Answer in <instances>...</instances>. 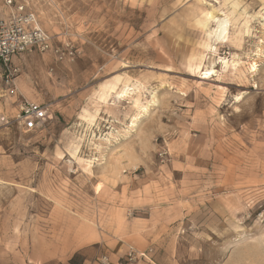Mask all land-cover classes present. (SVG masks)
<instances>
[{"label": "rangeland", "instance_id": "rangeland-1", "mask_svg": "<svg viewBox=\"0 0 264 264\" xmlns=\"http://www.w3.org/2000/svg\"><path fill=\"white\" fill-rule=\"evenodd\" d=\"M13 1L75 54L14 58L15 96L0 68V115L21 98L50 114L0 126L9 264H99L127 237L171 264H222L243 242L257 249L238 260L264 258V0Z\"/></svg>", "mask_w": 264, "mask_h": 264}, {"label": "built area", "instance_id": "built-area-1", "mask_svg": "<svg viewBox=\"0 0 264 264\" xmlns=\"http://www.w3.org/2000/svg\"><path fill=\"white\" fill-rule=\"evenodd\" d=\"M8 14L0 19V68L3 71V82L6 93L16 95L15 80L20 70L12 64L14 58L30 53H51L56 60L72 59L74 54L69 44L61 47L53 44V39L42 30L35 13L27 10L23 4H15L13 0H3ZM50 119L49 108L21 98L18 100L14 115H0V126L16 125L22 131L35 132L44 127ZM152 249L144 252L130 249L123 264H135L136 261L147 260ZM99 264H110L107 257H102Z\"/></svg>", "mask_w": 264, "mask_h": 264}, {"label": "crops", "instance_id": "crops-1", "mask_svg": "<svg viewBox=\"0 0 264 264\" xmlns=\"http://www.w3.org/2000/svg\"><path fill=\"white\" fill-rule=\"evenodd\" d=\"M253 243L249 242L248 244ZM235 248L233 252H231L222 262V264H264V258H258L257 256L248 258V262H242L237 259V256H239L242 252L250 251L252 248L257 249L256 245H243ZM109 249L107 250V257L109 259L110 264H121L124 260L128 248L132 247L133 243L130 241L129 237L126 238V240L122 239H115L114 242L108 244ZM151 248V245H148L147 247L143 248H137L138 252H144ZM152 249V254L149 255V258L147 260H142L139 264H171V260L169 256H165L162 254H159L156 249ZM261 249V248H260ZM5 251H1L0 249V264H9L12 259L10 257L5 256ZM233 258V259H232ZM63 264V263H62ZM69 264V263H67ZM84 264H92L91 262H84ZM95 264V263H94Z\"/></svg>", "mask_w": 264, "mask_h": 264}, {"label": "bare ground", "instance_id": "bare-ground-1", "mask_svg": "<svg viewBox=\"0 0 264 264\" xmlns=\"http://www.w3.org/2000/svg\"><path fill=\"white\" fill-rule=\"evenodd\" d=\"M214 21L216 23V29H215V32H214L215 33V36H216V39L226 38V35H227V24H228V22L226 20H224V19L223 20L215 19ZM251 69H253V66H252ZM210 73H211V70L206 71L204 73V75H205L204 76V79H206L207 76H210L209 75ZM126 90H120L118 93H116L117 98H121V97L127 95L128 93H127ZM127 97H128V95H127ZM139 109L141 111H143V112L146 110L145 107H141V106L139 107ZM87 167H89V166H87Z\"/></svg>", "mask_w": 264, "mask_h": 264}]
</instances>
